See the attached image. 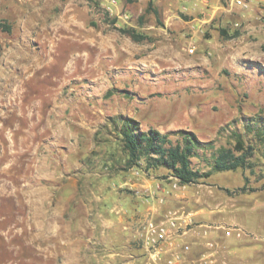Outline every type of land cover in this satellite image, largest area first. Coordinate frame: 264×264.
<instances>
[{
  "label": "rangeland",
  "instance_id": "1",
  "mask_svg": "<svg viewBox=\"0 0 264 264\" xmlns=\"http://www.w3.org/2000/svg\"><path fill=\"white\" fill-rule=\"evenodd\" d=\"M149 1L0 0V264H144L149 212L264 214V139L246 131L264 129V1L236 20L224 0ZM121 117L194 132L203 172L242 134L251 168L189 186L127 169Z\"/></svg>",
  "mask_w": 264,
  "mask_h": 264
},
{
  "label": "trees",
  "instance_id": "2",
  "mask_svg": "<svg viewBox=\"0 0 264 264\" xmlns=\"http://www.w3.org/2000/svg\"><path fill=\"white\" fill-rule=\"evenodd\" d=\"M154 1L150 0L148 11H153ZM225 33V32H223ZM136 38V36H132ZM141 41L145 37L136 38ZM121 124L118 132L122 138V147L126 155L127 169L138 167L145 172L163 168L169 175L177 179L181 186H189L204 183L214 174L234 172L239 169L251 168L249 162L252 157V146L246 145L242 134H236V142L232 148H221L213 156L210 163L211 169L201 171L195 167L192 158L197 155L198 149L206 146L201 142L194 132L178 130L173 135L180 137L173 141L170 134H161L155 129L141 131L140 123L129 117L119 118ZM255 131V135L264 139V129L258 124L246 126V131ZM209 146H207L208 148ZM227 193H232L224 189ZM245 190L242 188L239 191Z\"/></svg>",
  "mask_w": 264,
  "mask_h": 264
},
{
  "label": "built area",
  "instance_id": "3",
  "mask_svg": "<svg viewBox=\"0 0 264 264\" xmlns=\"http://www.w3.org/2000/svg\"><path fill=\"white\" fill-rule=\"evenodd\" d=\"M235 2L244 8L248 6L247 0ZM198 227L202 229L201 236L207 239L212 231H223L226 238L250 236L239 226L199 224L193 214L185 216L170 212L162 215L157 211L149 212L137 219L135 227V237L144 250V264H215L217 245L214 242L207 240L198 252H194L192 243H181Z\"/></svg>",
  "mask_w": 264,
  "mask_h": 264
},
{
  "label": "crops",
  "instance_id": "4",
  "mask_svg": "<svg viewBox=\"0 0 264 264\" xmlns=\"http://www.w3.org/2000/svg\"><path fill=\"white\" fill-rule=\"evenodd\" d=\"M196 1L198 0H188L187 5L192 8ZM213 1L219 3L222 0ZM235 1L236 0H224V3H227V7L224 4L221 6V13H224L226 20L238 19V15H236L238 12L235 10ZM263 1L264 0H249V4L259 5ZM205 2L207 1L201 0V3L204 4ZM232 11L234 13H232ZM260 13L264 12L260 11ZM206 17L207 16L203 17V20L199 19L198 17L194 18L192 21L186 22V26L184 25L182 28L187 29L189 24H191V28L198 31V29L201 27V24L209 21L206 19ZM196 31L194 34L197 33ZM234 216H237V213ZM224 223L226 222L222 221V215L208 214L203 216L202 221L199 222V224L203 225ZM231 224L241 227L243 230H245V232L251 235L245 236L246 239L233 238L234 236L231 238H226L223 231H212L207 239L201 236L202 229L201 227H198L194 234L190 233L187 237L181 240V243H192L194 252H198L202 250L203 244L207 240L214 242L217 245L215 264H264V214L253 222L255 225L242 223L237 219V217L232 218ZM129 227H131V225H129Z\"/></svg>",
  "mask_w": 264,
  "mask_h": 264
}]
</instances>
